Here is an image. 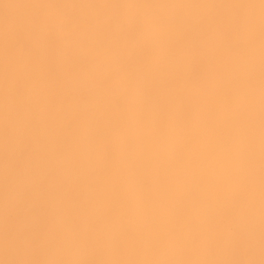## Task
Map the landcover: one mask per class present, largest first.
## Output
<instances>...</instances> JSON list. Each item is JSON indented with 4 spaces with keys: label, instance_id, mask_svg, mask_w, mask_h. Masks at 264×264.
<instances>
[{
    "label": "snow or ice",
    "instance_id": "snow-or-ice-1",
    "mask_svg": "<svg viewBox=\"0 0 264 264\" xmlns=\"http://www.w3.org/2000/svg\"><path fill=\"white\" fill-rule=\"evenodd\" d=\"M0 264H264V0H0Z\"/></svg>",
    "mask_w": 264,
    "mask_h": 264
}]
</instances>
